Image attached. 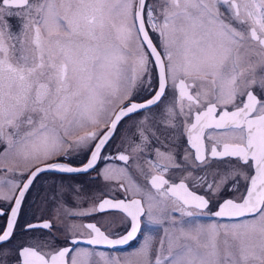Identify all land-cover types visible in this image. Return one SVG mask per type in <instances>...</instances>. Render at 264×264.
<instances>
[{"label":"snow or ice","instance_id":"6c2138e0","mask_svg":"<svg viewBox=\"0 0 264 264\" xmlns=\"http://www.w3.org/2000/svg\"><path fill=\"white\" fill-rule=\"evenodd\" d=\"M109 211L124 234L60 219ZM0 217V264H264V0H0Z\"/></svg>","mask_w":264,"mask_h":264},{"label":"flooded vegetation","instance_id":"af4514ba","mask_svg":"<svg viewBox=\"0 0 264 264\" xmlns=\"http://www.w3.org/2000/svg\"><path fill=\"white\" fill-rule=\"evenodd\" d=\"M137 119V117L133 116L130 119H126L122 122V124L120 125V130L117 132L115 138L111 141L110 145L107 148V151L105 154H111V155H115L117 152V149L120 145V139H121V132H123L125 130V128L128 127V125L130 124L131 120ZM186 143V142H185ZM117 163H121L119 161H117ZM103 164L101 163L99 165V167H102ZM99 169H97L98 171ZM179 175V174H178ZM96 176V172L95 171H90L88 174H80V175H73V176H65L63 177V179L65 181H71L72 183H78L80 185H82V188L84 189L85 192L87 191H91V189L93 187H95V183L97 179H93V177ZM50 179L51 181L53 179L56 180H60L61 177L59 175L53 177L50 174H44L41 175L37 181L34 183L33 187L31 188V190L26 194V199L25 202L23 204V210L22 213L20 215L19 219V223L17 225V235H16V239L19 240L22 238V236L25 234L22 232L23 226L26 223H37V222H42V220H52V218H49L48 216L44 215V212L42 211L40 213V211L37 209L38 207V203L40 202V200H44L46 198V194L47 196H49V190L50 188L52 189V183L50 182H46L45 180ZM46 189L48 190V192H46ZM53 190V189H52ZM199 194H204L203 191L201 190L199 192ZM232 195L231 192L229 191H225L223 193L224 198H229ZM98 203L97 201L94 202L93 204ZM90 208V207H89ZM88 208V209H89ZM106 213H112L114 214L115 212L109 211ZM98 214H104V213H94L90 216H85V217H67V221H69L70 223H76V224H82V223H89V222H95L97 223V225L99 227H101V229L103 231L107 230L105 229V227L103 225H101L98 222ZM123 216V215H121ZM2 221V223L6 222V217H0ZM125 227L126 224L123 223L121 229L118 230V232L115 233H119V234H124L125 231ZM55 229V228H54ZM53 229V231H54ZM47 234V233H45ZM59 236V235H58ZM61 239L63 238V236H60ZM142 236L138 234L137 238L133 241L129 242V245H125V246H116L114 249H110L108 246H99L100 250H105L107 252H124V251H128L130 250L129 248L133 246H135L138 242L139 239ZM59 243H61V241H58ZM81 247H87L86 244H84L83 242H81V244L79 245Z\"/></svg>","mask_w":264,"mask_h":264},{"label":"rangeland","instance_id":"374dc122","mask_svg":"<svg viewBox=\"0 0 264 264\" xmlns=\"http://www.w3.org/2000/svg\"><path fill=\"white\" fill-rule=\"evenodd\" d=\"M103 167V166H102ZM46 182H50L52 183V181L50 179L45 180ZM84 191V189H83ZM105 191V186H104V182L100 179L96 180L95 183V187H93L91 189V191H87L84 193L91 197L93 194L99 196L101 193H103ZM46 192H48V190L46 189ZM53 194V190L50 188L49 190V197ZM68 204L71 208H79V209H88L91 205H93L94 202H96V200L94 199H87L85 200L83 203L76 205L74 204L71 199H68ZM98 202V201H97ZM55 208V205H53L52 203H50L46 198L44 200H40V202L38 203V207L37 209L40 211V213L43 211L44 215L48 216L49 218L54 217L55 213L53 211V209ZM60 219L63 220V225L66 228L69 224H76V223H70L69 221H67V219L64 216V213L61 212L60 214ZM98 222L103 225L105 227V229L108 231L109 229H111L113 232H118L119 229H121L123 223L122 221L124 220V217L121 215H118L117 213H104V214H98ZM3 220H1L0 218V225H3L4 222L2 223ZM54 232H56L57 235L59 236H63V230L57 231V229H54ZM26 235V233L24 234ZM143 237H141L139 239V242L133 246V248L138 247L140 242L142 241ZM59 240H57V244H60L58 242ZM130 250L132 249V247L129 248ZM105 251V250H102ZM107 252V251H105ZM112 254H118L121 252H111Z\"/></svg>","mask_w":264,"mask_h":264}]
</instances>
